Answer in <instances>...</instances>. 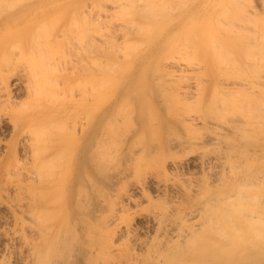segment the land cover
<instances>
[{
  "label": "bare ground",
  "instance_id": "bare-ground-1",
  "mask_svg": "<svg viewBox=\"0 0 264 264\" xmlns=\"http://www.w3.org/2000/svg\"><path fill=\"white\" fill-rule=\"evenodd\" d=\"M144 1L96 16L86 0H0V133L9 132L0 138V264H264V69L255 73L264 59L251 44L248 61H188V50L186 61L149 60L181 22L161 27L160 0ZM166 7H157L164 17ZM125 9L159 20V48L112 51L104 63L105 48L123 42L112 45L116 32L94 23ZM231 15L218 24L263 39L262 14L251 27L240 14L246 31ZM134 20L116 36L125 46ZM184 148L192 160L174 156Z\"/></svg>",
  "mask_w": 264,
  "mask_h": 264
},
{
  "label": "rangeland",
  "instance_id": "rangeland-1",
  "mask_svg": "<svg viewBox=\"0 0 264 264\" xmlns=\"http://www.w3.org/2000/svg\"><path fill=\"white\" fill-rule=\"evenodd\" d=\"M103 0H86V2H87V6L89 7H87V9H88V13H92V14H94V13H96V12H99L100 14L102 13L101 11H104V10H111L112 11V8H110V7H112V5L111 4H113L114 6L115 5H117V4H119L120 2H124L125 0H114V1H112V0H110V2H108L107 0H106V2H108V3H106L105 2V0H104V3L102 2ZM117 1V2H116ZM119 1V2H118ZM127 1V0H126ZM148 3H150V2H152V0L151 1H149V0H146ZM146 1H144V2H146ZM157 2L156 0H153V2ZM159 1V0H158ZM164 1L165 0H163V3H162V0H160V2H157V4H159L158 6H159V9L160 8H162V6L164 7V5L166 4V3H168V5H169V7H172L173 6V8H172V10L170 11L171 13L170 14H167L166 12L167 11H169V10H167L165 13L167 14V15H165V17L163 16V14H162V12H160V10H158V6H157V4L155 3V5H153V6H155V8H156V10H153V12L154 11H156L155 13H157L158 11H159V13H157V14H159V17H161L160 19H159V17H158V19L160 20H155V17L154 16H150V15H152V14H144L143 12L141 13V11H138V10H136L135 12H131L130 11V13H132L133 15H134V13H139L138 15L139 16H137V14H135L134 15V17H133V15L131 16V15H129L128 14V10L127 9H125V10H127V11H125V12H123V11H121L120 12V14H121V16H122V14H127V16L125 15H123V19H121L122 17H119V15L118 14H116V13H111V15H110V13H109V11L107 12L106 11V14L107 13H109V14H107V16H111V17H113L114 16V18H111L110 17V19L111 20H109L108 19V17H107V19H108V21L105 23V22H103V24L101 23V24H99V25H97L96 24V22L94 23V25L96 26V28H100L101 27V25H104V26H102L100 29H103L104 30V28L105 29H107L108 28V30H109V32H111L112 33V31L115 33L116 32V35L113 33V35H115V37H114V39L112 40V42H115L114 44H112V45H119V43L121 44L122 42H123V44H121L120 46H118V47H114L113 49H111L110 47H106L105 49L106 50H108V51H110V49H111V52L112 51H114V53H115V51L116 52H120L119 54L120 55H123V53L124 54H126V52H127V54L130 56V54H131V56H138V54H144V53H146V51L147 50H149V49H151L154 45H156V42L158 43V46L161 48H159L158 46H154L155 48H159V49H157V54L159 55V56H157V54H156V49H154L152 52H153V54H149V55H147V56H150L148 59L149 60H151V59H158V58H163V56H164V58L166 59V57L168 58H175V59H179V60H181L180 59V57L181 58H183L184 57V55L186 56V54L184 53V52H186L187 50V59H188V61H189V59H191V60H196V61H201L203 58H204V60H215L216 61V55H217V59H219L220 60V58H221V60H222V57H224V55H227V56H225V57H228L227 59L228 60H236V61H239L238 59H241L240 61H245V59L246 58H248V56H250V58L249 59H246L247 61L248 60H250V59H252L251 57H253L254 56V52H255V56L253 57L254 59L256 58V59H264L263 57L261 58V56H264V37H262L263 39V41L261 40V38H260V40L262 41V43L263 44H261V41H257V39L259 40V37H257V34H255L256 36L255 37H257V39H255V37H252V35L253 34H251L252 32H253V30H252V28H247L246 26V28L247 29H251L252 30V32L250 33V32H248V30H247V34H246V32H245V34H246V37H247V42H246V37H245V35H244V33L241 31V30H239L238 31V29H236L237 27H236V25H232L231 23H230V26H228L229 24H227V26L229 27V28H227V26H225V24L223 23V26L222 25H219L220 23L218 22V20L220 19V22H224L225 21V23H226V21H228V20H230V16L229 17H227L229 14H233L234 16L236 15V17H232V15H231V17L232 18H234V19H237L238 20V18L241 16V15H244L240 20L241 21H245L246 20V18L248 19L247 21H250V22H252V20H250V19H252L253 18V21H254V17L256 18V20L259 18V20H257V22L258 21H261V18H262V16H263V19H262V21L264 22V5L262 4V3H260V0H253V3H252V0H245V1H247L248 3H249V6H248V3H246V2H244L243 0H239V3L238 2H236V3H238L242 8H240V7H235L236 5H238V4H236L235 3V0L234 1H232L231 0V2H230V0H177V1H175V0H166L165 2L166 3H164ZM185 1V2H184ZM229 2V4H228V2ZM91 2V3H90ZM96 2V3H95ZM152 2V3H153ZM176 2V3H175ZM179 2L181 3L180 5H179ZM182 2H184V3H182ZM235 3L234 5L235 6H233V4L232 3ZM254 2H257V3H254ZM261 2H263L262 0H261ZM91 4V6H90V4ZM94 3V4H93ZM106 3V4H105ZM125 3H127V2H125ZM152 3H150L149 5H152ZM170 3V4H169ZM178 3V4H177ZM224 4L222 7H221V5L222 4ZM228 4V6H227V4ZM244 3V4H243ZM260 3V4H259ZM96 4H98V6L96 5ZM142 4L144 5V3H143V0H142ZM147 4V3H146ZM164 4V5H163ZM172 4V5H171ZM174 4H176V5H174ZM245 6L246 8H243V6ZM261 4H262V6H261ZM94 5V6H93ZM109 5V6H108ZM171 5V6H170ZM179 5V6H178ZM183 5H185V6H183ZM232 5V6H231ZM238 5V6H239ZM247 5V6H246ZM254 5H256L255 6V9L253 8V10H254V12L255 13H253V10H252V6L254 7ZM259 7H258V6ZM102 6V7H101ZM104 6V7H103ZM106 6V7H105ZM125 6H126V4H125ZM128 6V5H127ZM153 6H152V8H153ZM176 6V7H175ZM183 6V7H182ZM224 6H226L229 10V12H230V10H231V13H229L228 11H226L225 10V8L226 7H224ZM169 7H166V8H169ZM224 7V8H223ZM248 7V8H247ZM92 8V9H91ZM128 8V7H127ZM145 8H150V6L148 7V5H146V7ZM155 8H153V9H155ZM175 8V9H174ZM223 10H222V9ZM226 8V9H227ZM236 8V9H235ZM92 11H91V10ZM95 9V10H94ZM96 9H97V11H96ZM101 11H100V10ZM163 9V8H162ZM165 9V8H164ZM161 10V11H163V13H164V11L165 10ZM170 9V8H169ZM238 9H242V13H241V11H238ZM243 9H245L244 11H245V13L243 12ZM174 10V11H173ZM180 10V11H179ZM221 10L223 11V14L225 13L226 14V17H225V20H224V16L222 17V18H220V15H219V17H218V14H222V12H221ZM247 10H248V13H247ZM255 10H257V11H255ZM261 10H262V12H261ZM95 11V12H94ZM138 11V12H137ZM225 11V12H224ZM94 12V13H93ZM221 12V13H220ZM229 14H228V13ZM234 12V13H233ZM257 12H258V14H257ZM99 13H97V15L99 14ZM194 13V14H193ZM238 13V14H237ZM99 14V15H100ZM117 16H116V15ZM142 14V15H141ZM241 14V15H240ZM248 14V15H247ZM250 14H253V15H250ZM261 14H262V16H261ZM94 15H96V14H94ZM94 15H90L89 16V21L91 22V23H93V18H91V16L92 17H95ZM96 15V16H97ZM143 15H145V16H143ZM147 15V16H146ZM163 17H162V16ZM169 15V16H168ZM237 15H238V17H237ZM135 16H136V18H135ZM141 16V17H140ZM168 16V17H167ZM246 16V17H245ZM251 16H253V17H251ZM259 16H261V17H259ZM132 17V19L134 20V18L136 19V20H134V23L135 24H139L140 26H141V28L143 29V28H145V29H143V31L144 30H147V31H144V32H142V30H141V28L139 29V27L137 26V28L142 32V34L144 35H142L141 37H140V39L139 38H137V37H139L140 35H141V32L139 33V32H137L136 33V31L138 30L137 28V30L135 29V27H133V26H136V25H134V23L132 24V28L131 29H133L134 28V32H131L130 30H128L127 29V38H128V43L130 42V45L129 44H127V46H125V44H124V39H120L119 37H116L118 34L119 35H121L122 33L124 34V33H126V24H124L127 20H129L130 18ZM143 17H144V19H143ZM146 17H147V20H149L148 22H150L151 21V24H149L148 22H147V20H146ZM153 17V18H152ZM216 17V18H215ZM91 18V19H90ZM117 18V19H116ZM126 18V19H125ZM150 18V19H149ZM181 18V19H180ZM214 18H215V20H214ZM226 18L228 19V20H226ZM139 21H138V20ZM140 19H143V20H140ZM223 19V21H221ZM242 19H244V20H242ZM163 20V21H162ZM180 20V22H181V24H180V26L178 27V28H176L175 30H172L173 32H174V34H173V32L172 31H170V33L172 34V35H168L166 38H168V39H162V40H158L157 38H158V34L160 33V31H161V27L163 26V25H165L166 23H169V22H176V21H179ZM236 20V21H237ZM240 20H238V22L240 21ZM114 21V22H113ZM116 21V22H115ZM137 21V22H136ZM143 22V24H144V22H145V24L147 25H143L142 23H140V22ZM155 21V23L156 22H160L162 25H161V27H157V26H160V23L158 24V23H156L157 24V26L155 25V23L153 24L152 22H154ZM231 22H233V19L232 20H230ZM235 20H234V24H236V23H238V22H236ZM247 21H245V23L247 22ZM121 22H122V24L124 25V26H122V24H121ZM236 22V23H235ZM91 23H89V24H91ZM115 23V24H114ZM148 23V24H147ZM164 23V24H163ZM217 23V24H216ZM219 23V24H218ZM240 23V22H239ZM238 23V24H239ZM245 23H243L242 22V24H245ZM247 23H249V22H247ZM246 23V24H247ZM255 23H256V21H255ZM262 23V22H261ZM261 23H256V25H258V26H260V27H262L263 28V30H264V26H261ZM109 24H112L111 26L109 25ZM142 24V25H141ZM241 23H240V25L238 26L239 28H241L242 30H243V26L244 25H242ZM260 24V25H259ZM262 24H264V23H262ZM93 25V24H92ZM90 26V28H89V30L91 29V28H93V30H98V29H96L95 27H93V26ZM118 25H120V26H118ZM235 28V30H234V28L232 27V26ZM248 25V24H247ZM249 27H251L252 25H253V22L252 23H249ZM107 26H109V27H107ZM113 26V27H112ZM122 26V27H121ZM143 26V27H142ZM148 28V29H146V27ZM150 26H151V28H150ZM241 26V27H240ZM104 27V28H103ZM107 27V28H106ZM119 28L121 31H119L117 28ZM153 27V28H152ZM221 27H223V28H221ZM225 27H226V29H225ZM253 27H255V29L254 30H256L257 28H256V26H255V24H254V26ZM258 28V29H261L262 30V28ZM109 28H113V29H115V30H111V29H109ZM155 28H158V29H155ZM197 28H198V30H197ZM230 28L232 29V30H234V34H232L233 33V31H230ZM245 28V29H246ZM154 29H155V33H152V30H153V32H154ZM244 29V30H245ZM257 29V33H258V36L260 35V34H262L261 33V31H260V34H259V30ZM92 30V29H91ZM102 30V31H103ZM111 30V31H110ZM124 30V31H123ZM150 30V31H149ZM159 30V31H158ZM207 30L209 31V33L207 32ZM224 30H226V31H224ZM227 30H229V31H227ZM243 30V31H244ZM250 30V31H251ZM95 31H91V35L93 34L94 35V33H95V35L94 36H91V37H93L92 39H94V37H96V34L98 35V33H96ZM105 31V30H104ZM129 31V32H128ZM158 31V32H157ZM196 31V33H194ZM211 31V32H210ZM235 31H237V33H235ZM246 31V30H245ZM94 32V33H93ZM98 32V31H97ZM118 32V33H117ZM120 32H121V34H120ZM129 33H130V35H133V36H130L129 35ZM149 33V35H147ZM250 33V34H249ZM254 33V32H253ZM136 34V35H135ZM146 34V35H145ZM152 34H154L153 36L154 37H152L151 38V36H152ZM192 34V35H191ZM208 34H210L209 36H208ZM238 35V36H236L235 37V35ZM241 34H243L242 35V38L240 37L241 36ZM175 35V36H174ZM228 35V36H227ZM250 35V36H249ZM263 35V34H262ZM261 35V36H262ZM137 36V37H136ZM212 36V37H211ZM254 36V35H253ZM135 38L134 40L133 39H130V38ZM148 37V38H147ZM169 37H172L171 38V41L169 42L168 41V43L166 42L167 40H170V38ZM183 37V38H182ZM188 37V38H187ZM190 37V38H189ZM211 39H210V38ZM215 37V38H214ZM222 37V38H221ZM231 37H232V39H231ZM234 37V38H233ZM196 38V39H195ZM236 38V39H235ZM252 38V39H251ZM143 39H144V41H143ZM148 39V40H147ZM151 39V41L153 40V42H151V41H149ZM157 39V41H155ZM186 39V40H185ZM191 39V40H190ZM193 39V40H192ZM229 39V40H228ZM251 39V40H250ZM253 39H255L253 42H252V40ZM121 40V41H120ZM135 40H137V42L135 41ZM190 40V41H189ZM210 40H212V41H210ZM218 42H217V41ZM222 40V41H221ZM227 40V41H226ZM235 40V41H234ZM243 40V41H242ZM134 41V42H133ZM141 41H142V43H141ZM149 41V42H148ZM155 41V42H154ZM160 41V42H159ZM161 41H164V42H161ZM213 41H214V43H213ZM234 43H233V42ZM240 41V42H239ZM242 41V42H241ZM249 41H251V42H249ZM257 41V42H256ZM132 42H133V44H135V43H138V42H140L141 43V45L143 44L144 46H145V44L146 43H148L149 45H151V46H149L148 44H146V45H148V47H149V49H148V47L147 46H145L146 47V51H144L143 49L145 48L143 45L140 47H138V45H140V44H136V45H133L132 44ZM185 43V45L184 44H182V43ZM210 42V43H209ZM221 42V43H220ZM224 44H223V43ZM259 42V43H258ZM145 43V44H144ZM154 43V44H153ZM164 45H163V44ZM190 44L189 46H188V44ZM211 43H213V44H211ZM219 43V44H218ZM250 43V44H249ZM162 44V45H161ZM209 44V45H208ZM215 44V45H214ZM241 44V45H240ZM242 44H244V46L242 45ZM256 45V46H254L255 47V51H254V47L252 48V45ZM262 45L263 46V48L260 46V45ZM130 46V48H131V46L132 47H136V48H134V52L135 51H137V52H133L132 50H130V53L128 52V49L127 48H124V47H129ZM176 45H178V46H176ZM181 45H182V47H181ZM214 45V46H213ZM216 45L218 46V47H216ZM222 45V46H221ZM235 45H237V46H235ZM247 45V46H246ZM259 45V46H258ZM109 46V45H108ZM163 46V47H162ZM171 46V47H170ZM194 47V51L193 52H195V53H192V50L193 49H191V48H193ZM206 46V47H205ZM208 46V47H207ZM221 48H220V47ZM225 46V48H223ZM249 46H251V47H249ZM261 47L262 49H257L258 47ZM143 47V48H142ZM165 47V48H164ZM180 49H178V48ZM184 47H186V49L184 48ZM236 47L238 48V49H236ZM249 47V49H246V48H248ZM118 48V49H117ZM124 48V50H122ZM129 48V49H130ZM181 48H182V51H181ZM215 48V51L213 50ZM116 49V50H115ZM121 49V50H120ZM136 49V50H135ZM174 49L176 50V51H174ZM191 51H190V50ZM198 49V50H197ZM221 50V51H218V50ZM246 49V50H245ZM252 50V52L250 51V53H249V50ZM185 50V51H184ZM208 50V51H207ZM228 50V52L226 53V51ZM242 50V51H241ZM258 50H259V52H260V54H259V52H258ZM92 51V50H91ZM107 51V52H108ZM123 51V52H122ZM140 51V52H139ZM142 51H144V52H142ZM150 51V50H149ZM183 52L182 54L180 53L179 54V52ZM214 53H216L217 52V54H215V56L214 55H212V54H214ZM222 51H223V53H222ZM245 51V52H244ZM246 51H247V54H246ZM254 51V52H253ZM257 51V52H256ZM90 52V51H89ZM106 52V53H107ZM121 52H122V54H121ZM139 52V53H138ZM142 52V53H141ZM169 52H170V54H172V57H171V55L169 54ZM191 52V53H190ZM199 52V53H198ZM212 52V53H211ZM219 52H221V53H219ZM226 54H225V53ZM92 53V52H91ZM105 53V61H104V63H106V62H108L109 60H110V58H111V60H116V56H115V54L113 53V54H111L110 52H108V54H106ZM147 53H148V51H147ZM230 53H232V54H230ZM262 53H263V55H262ZM75 54V53H74ZM119 54H117L116 53V55H119ZM169 54V55H168ZM190 54V55H189ZM196 54V55H195ZM223 54V55H222ZM73 55V54H72ZM112 55H114V57H112ZM156 55V56H155ZM161 55V56H160ZM177 55V56H176ZM179 55V56H178ZM181 55H183V56H181ZM195 55V56H194ZM222 55V56H221ZM233 55H234V57H233ZM237 55V56H236ZM242 55V56H241ZM247 57H246V56ZM253 55V56H252ZM75 56V55H74ZM70 57L71 59H75V57ZM92 57H95V55L93 54V55H91ZM190 56H192V57H190ZM260 56V57H259ZM91 57V58H92ZM230 57V58H229ZM163 58V59H164ZM185 57H184V60L186 61L187 59H186ZM194 58V59H193ZM196 58V59H195ZM215 58V59H214ZM233 58V59H232ZM245 58V59H244ZM92 59H94V58H92ZM107 59V60H106ZM199 59V60H198ZM201 59V60H200ZM225 58H223V60H224ZM226 59V60H227ZM258 59V60H259ZM110 60V61H111ZM183 60V59H182ZM190 60V62H194V61H191ZM109 61V62H110ZM195 61V62H196ZM262 62H263V66L261 67V68H258V69H256V68H254V69H256V71H255V73L257 74V73H259L258 72V70L259 69H264L263 67H264V60H262ZM108 64V63H107ZM251 69V68H250ZM253 68L251 69V71L250 70H248V71H246L247 72V74H251L253 71L252 70H254ZM261 70H260V72H261ZM216 71V70H215ZM250 71V73H248ZM261 73H264V70H263V72H261ZM253 74H254V72H253ZM252 75V74H251ZM108 80H109V78H107ZM112 79V78H111ZM111 79L109 80V81H111ZM107 80V81H108ZM182 80V79H181ZM186 80H189V78L187 79L186 78ZM185 79H183L181 82H183V81H186ZM108 81V82H109ZM114 81V82H113ZM192 81H194V79L193 80H189L188 82H192ZM180 82V81H179ZM107 83V82H106ZM184 83V82H183ZM111 84V85H110ZM115 84H116V81L115 80H112L110 83H108V84H106V89L109 91V90H112L113 88H114V86H115ZM108 87H110V89H108ZM124 126L125 127H127L128 126V124L126 125L125 123H124ZM123 126V127H124ZM125 127H124V129H125ZM9 132H8V130H5L4 132H2V133H0V138L2 139V140H6V139H8L9 138V134H8ZM184 149H185V151H184ZM184 149H181V150H183L182 151V153H180L179 151H178V153H175L174 154V156H176V158H180V156L184 159V160H188V161H190V160H192L193 159V155H194V153L193 152H191V154H190V151L187 149V148H184ZM186 149H187V151H186ZM190 149V148H189ZM189 151V152H188ZM1 154V153H0ZM186 154V155H185ZM178 156V157H177ZM195 156V155H194ZM189 168H191L190 170L189 169H187V170H189V171H195V168L192 166V165H190L189 166ZM130 181V180H129ZM126 182V184H128V187L129 186H131V182H132V180L130 181V182ZM137 225L139 226V227H141V226H143V222L141 221V220H138V223H137Z\"/></svg>",
  "mask_w": 264,
  "mask_h": 264
}]
</instances>
